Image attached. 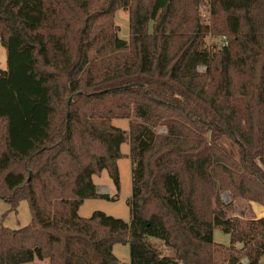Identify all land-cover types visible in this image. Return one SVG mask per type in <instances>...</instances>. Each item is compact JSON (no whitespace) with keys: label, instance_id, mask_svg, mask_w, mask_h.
Listing matches in <instances>:
<instances>
[{"label":"trees","instance_id":"obj_1","mask_svg":"<svg viewBox=\"0 0 264 264\" xmlns=\"http://www.w3.org/2000/svg\"><path fill=\"white\" fill-rule=\"evenodd\" d=\"M201 3L0 0L2 216L22 200L31 214L19 228L0 221V264H120L116 243L129 264H259L264 216H230L220 194L264 207V0H210V25ZM209 33L226 44L207 46ZM123 143L129 220L81 217L85 200L110 199L93 175L119 190Z\"/></svg>","mask_w":264,"mask_h":264},{"label":"rangeland","instance_id":"obj_2","mask_svg":"<svg viewBox=\"0 0 264 264\" xmlns=\"http://www.w3.org/2000/svg\"><path fill=\"white\" fill-rule=\"evenodd\" d=\"M182 1V0H181ZM203 5H198L197 13L201 18L202 23L210 25V0H203ZM114 23L118 27V36L123 39H128L129 37V27H128V9L121 8L116 11ZM223 40V36L214 35L209 33L205 38V44L209 47H219ZM0 68H6V52L3 46L0 44ZM199 71L203 68L199 67ZM128 119L124 118H114L112 119V124L121 129H128ZM156 132L158 134H164L166 129L163 127H157ZM121 152L125 155L124 157L118 159V171H119V181L120 186L117 191L112 180L107 174L106 170H103L99 175L93 176V182L96 184L97 188L102 186L108 187V192H105L104 188L99 189L108 194L110 199H105L101 197L87 199L85 200L79 208L78 214L81 217L87 218L92 212L99 210L107 215H111L116 218H121L125 221L129 220V206L127 205V198L131 195V162L128 155L129 145L128 143H123L120 147ZM221 201L227 205L228 214L230 216L243 217H255L259 218L264 216V207L256 202H249L246 200H236L231 203V199L226 194V192H221ZM9 209V205L0 199V221L1 223L9 228H19L27 225L30 222L31 214L29 210V205L27 201L22 200L17 206L16 212H8L5 216H2ZM150 240L155 243L160 249L165 253L172 255L173 251L168 246H165L161 241L150 238ZM213 240L219 246H228L230 237L227 234H223L218 228L213 229ZM241 243H236L235 248H241ZM113 253L116 255L120 263H127L129 258V248L126 244L116 243L113 246ZM240 263L247 264V258L242 256L240 258ZM259 264H264V256L260 259Z\"/></svg>","mask_w":264,"mask_h":264},{"label":"crops","instance_id":"obj_3","mask_svg":"<svg viewBox=\"0 0 264 264\" xmlns=\"http://www.w3.org/2000/svg\"><path fill=\"white\" fill-rule=\"evenodd\" d=\"M4 69V68H3ZM94 176V175H93ZM92 179H93V177H92ZM104 188V190H105V192H108V187H106V186H102V187H100V188H97V193H105V192H103V191H100L99 189H103ZM80 208V207H79ZM78 212H79V210H78ZM115 255V254H114ZM116 256V255H115ZM118 259V258H117ZM128 262V261H127ZM29 264H48V260H34L33 262H31V263H29Z\"/></svg>","mask_w":264,"mask_h":264},{"label":"built area","instance_id":"obj_4","mask_svg":"<svg viewBox=\"0 0 264 264\" xmlns=\"http://www.w3.org/2000/svg\"><path fill=\"white\" fill-rule=\"evenodd\" d=\"M204 4V2L203 3H201L200 5H203ZM224 39H225V37L223 36V40L222 41H224ZM224 44H226V42L224 41ZM120 264H129V263H120Z\"/></svg>","mask_w":264,"mask_h":264}]
</instances>
